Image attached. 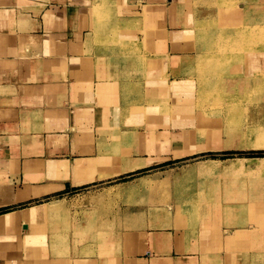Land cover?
<instances>
[{
    "label": "crops",
    "instance_id": "crops-1",
    "mask_svg": "<svg viewBox=\"0 0 264 264\" xmlns=\"http://www.w3.org/2000/svg\"><path fill=\"white\" fill-rule=\"evenodd\" d=\"M96 1L0 0V264H264L262 185L243 194L254 200L209 209L187 230L102 228L74 239L68 256L51 236L50 215L74 205L82 186L200 153L264 150V93L260 103L253 94L264 48L220 82L248 116L227 126L211 116V81L194 73L207 14L198 0H109L115 22L140 21L118 32L138 43L133 55L115 41V22L107 33L89 26ZM105 33L114 45L97 46Z\"/></svg>",
    "mask_w": 264,
    "mask_h": 264
},
{
    "label": "rangeland",
    "instance_id": "rangeland-1",
    "mask_svg": "<svg viewBox=\"0 0 264 264\" xmlns=\"http://www.w3.org/2000/svg\"><path fill=\"white\" fill-rule=\"evenodd\" d=\"M199 1L195 7L198 5L204 7V0ZM250 1L221 0L214 6L218 13L212 19L225 17L231 22H238L236 26L250 25L254 20L253 24L264 26V1L254 3L255 6L252 4L253 7L248 10L247 5ZM246 7L247 9H245ZM241 9L242 11H240ZM246 10H248L247 15ZM205 12L207 13L206 10ZM241 12L245 13L244 17L238 19L236 16ZM112 13L109 0L96 1L91 8L93 16H91L89 26L91 27V24L95 23L101 27L100 29L106 31V26L110 22L116 21V16L110 15ZM139 22L138 20L119 18L117 22L111 25L115 41L120 44L121 47L119 48L126 54L133 55L134 52L139 51L138 43L122 40L118 32L121 28H129L134 23L139 24ZM209 23L206 14L205 18H202L197 25L198 36L195 44H193L198 53L194 67L195 77L199 84L204 79L206 82L207 80L208 82L211 81V84L204 85L206 91L211 89L214 93V101L211 104L214 111L211 116L219 117L227 126L241 125L245 123L248 116L230 104L236 103L235 99L230 100L229 96H226L225 99L222 97V84L220 82L224 78L242 74L240 67L242 64L237 62L234 57H237L238 53L245 52L238 49L239 43H231L235 50L232 47L224 48L215 40L212 47L210 44L207 45L209 39L213 42L208 36L209 33H206ZM221 23L223 22L221 21ZM259 30L260 27H258ZM102 37L95 41L97 46L114 45L111 40L112 36L109 37L108 35L107 37L106 34L105 38ZM258 37L260 51L264 48V34L263 37L260 35ZM230 49L231 51H229ZM112 51L121 53L116 49ZM123 57L127 58L128 56ZM223 58H230V61L223 62ZM107 59L111 62V66L122 65L118 56L116 58L110 54ZM257 79L258 89L253 94L258 96L260 103V97L264 93V74H259ZM178 84L180 82L174 81L172 86L175 87ZM223 103L228 104L230 108L217 112V106L223 105ZM247 145L248 147L258 146L251 143ZM244 157H264V150L200 153L179 160H169L139 168L105 181H97L94 184L82 186L78 192L80 195L76 196L77 199L74 200L76 201L74 205L73 202L64 201V204H71V207H67L65 211L60 213L50 215L51 236L53 239L64 241L65 244L62 246H64L68 256L69 253H72L74 239L77 240L76 242L83 243L89 240L95 231L102 228H120L123 230L162 227L177 230L194 228L192 226L200 222L203 212L226 203L240 204L246 200H254L255 197L249 198L243 194L248 193L251 188L256 189L257 192L260 185L264 186V159H242L228 163L217 161ZM135 165H140V163L134 164L130 168L135 167ZM52 226H54L53 229ZM259 239V250L264 252V235ZM51 247L53 248L52 245Z\"/></svg>",
    "mask_w": 264,
    "mask_h": 264
},
{
    "label": "bare ground",
    "instance_id": "bare-ground-1",
    "mask_svg": "<svg viewBox=\"0 0 264 264\" xmlns=\"http://www.w3.org/2000/svg\"><path fill=\"white\" fill-rule=\"evenodd\" d=\"M199 1V0H198ZM200 2V1H199ZM221 0H204L203 1V5L204 6V9L207 11V19L209 20V27H207V29H212L210 32L207 30V34L209 33V37H211L212 41H210V39L208 40V43L207 45L210 44V46L212 47V44H214V40L215 41H218V44H221L224 46V48H231V43H234V44H238V49H242L243 52L245 53H238V56L237 57H234L235 60L237 62H240V64H242L243 62V59H244V56L245 54H249V53H252V52H259V43H258V39H259V35L263 37V34H264V26L263 25H258L257 24H253V21L250 23V25L248 24H242L241 26H236V24L238 22H231L229 21L227 18H223V17H220V18H217L216 20L215 19H212V17H216V14L218 13L214 6L217 4V3H220ZM248 3V2H247ZM198 4V2H197ZM255 6L254 3L250 2L248 3L247 7H248V10L251 9L252 6ZM257 6V5H256ZM247 7L245 9H247ZM248 10H246V15L248 13ZM242 11V9L240 10ZM244 12H241V14H239L238 16H236L238 19H241L242 17H244ZM252 14V13H251ZM232 18V16H231ZM256 19V18H255ZM220 21V23H219ZM221 21L223 23H221ZM238 21V20H236ZM251 21V19H250ZM213 23V24H212ZM222 24V25H221ZM258 27H260V32L258 31ZM257 29V30H256ZM219 37H221V40H219ZM206 45V46H207ZM229 45V46H228ZM210 46H207V47H210ZM233 48V47H232ZM234 49V48H233ZM220 50V49H219ZM225 50V49H224ZM223 50V51H224ZM235 50V49H234ZM233 50V51H234ZM231 51V49L229 50ZM242 52V51H241ZM223 62H228L230 61V58H223L222 59ZM225 60V61H224ZM208 61V60H207ZM211 61V60H209ZM234 61V59H233ZM222 62V63H223ZM255 62V61H254ZM257 62V61H256ZM217 64V63H216ZM225 64V63H223ZM241 67V66H240ZM238 67V68H240ZM253 71V70H252ZM231 73V72H230ZM233 73V72H232ZM235 73V72H234ZM238 79V78H237ZM233 81V80H232ZM229 95V94H228ZM264 159V158H262ZM250 162V161H249ZM221 163V162H220ZM252 163V162H251ZM256 163V162H255ZM254 164V163H253ZM261 164V163H260ZM250 165V164H249ZM248 165V166H249ZM246 167V166H245ZM260 168V167H259ZM258 168V169H259ZM224 169V168H223ZM262 169H263V166H262ZM225 170V169H224ZM254 170V169H253ZM217 171V170H216ZM237 171V170H236Z\"/></svg>",
    "mask_w": 264,
    "mask_h": 264
}]
</instances>
